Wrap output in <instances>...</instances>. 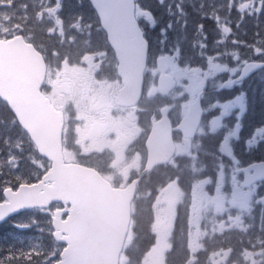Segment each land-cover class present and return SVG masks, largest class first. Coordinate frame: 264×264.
<instances>
[{"label":"snow or ice","instance_id":"6c2138e0","mask_svg":"<svg viewBox=\"0 0 264 264\" xmlns=\"http://www.w3.org/2000/svg\"><path fill=\"white\" fill-rule=\"evenodd\" d=\"M164 2L165 0H158L161 5ZM125 3L129 6L128 20L132 29L130 32L125 31L119 12V7ZM233 3L234 0H229V16ZM250 4H255V7L248 11V16L255 15L256 39L252 44L246 43L245 47H251L253 55L260 57L264 55V37L259 29L260 16L264 14V0H244L237 10L243 13V9ZM132 6L136 8L135 16L131 15ZM176 7L186 15L183 0H179ZM200 7H204L203 3ZM0 8L13 9L11 14H5V18L10 19L15 15L17 26H21L20 20L28 24L33 16L38 24L46 22V33L58 37L57 43L65 49V62L76 66L86 65V68L81 69L84 73V84L78 93L72 96L79 111L75 118L76 137L73 143L83 149L80 154L89 150L84 147L86 142L100 148L109 146L119 153L133 129L143 131L138 128V112L148 111L147 108L139 107L146 76L151 77L147 90L149 101L159 94L165 100L173 102L163 109L166 119L168 109L175 107L177 100L184 101L182 107L189 102L184 100L185 97L195 100L199 109L196 123L200 124L206 118V122L211 125L210 134L205 133L203 127L200 128L201 137H213L214 147L206 148L205 141L201 139L193 150L190 133L184 136L187 146L177 143L170 148L162 138L153 143L151 135L145 141L149 153V172L157 164H170L174 170V173L166 176L164 185L158 188V195L164 189L169 190L171 201L177 205L173 230L176 221L180 219L179 205L186 196L188 197L182 231L186 229L190 238H196L195 246L189 245L191 254L205 247L199 241L209 236L208 225H211L213 236L217 233L223 235L233 229L247 232L258 227L260 231H264V167H257L260 163L258 161L246 162L243 159L244 156L252 155L253 151L261 153L264 159V61L249 62L244 58V67L241 69L236 63L241 59L237 53L232 66L229 67L228 63L221 62L222 57L228 55L227 51H209V37L204 31L203 21H218V13L200 14L201 20L193 33L195 38L191 41L195 56L190 55L184 59L180 38L176 39L173 45L167 46L168 33L173 28V22L169 20L166 25L159 27L158 38L151 39L148 31L156 30L157 21L150 9L144 8L138 2L134 3V0H0ZM89 12L95 18L88 15ZM168 12L172 14L171 5ZM141 16L150 22L147 30L138 24L137 18ZM242 22L243 15L236 22V27ZM187 26L188 21L185 19L182 27ZM21 28L23 30V26ZM226 31L230 29L226 28ZM32 35L34 29L30 28L29 38ZM182 39L187 40V35ZM130 42H134L141 53L135 67L129 66ZM238 42L235 37L232 39V43ZM154 43L158 47L153 50ZM214 43L225 41L217 39ZM54 53L59 56L58 50H54ZM197 58L200 62L194 63ZM101 66L114 68L115 76L111 79H96L95 72ZM257 71L262 73L256 77L260 87L258 90L252 89L250 94L249 81ZM257 110L259 119L250 122L249 118L255 116ZM151 119L156 122L155 112L152 113ZM249 123L251 131L248 135H238L244 132ZM176 127L182 128V124L178 123ZM217 129H220L222 134L217 135ZM230 137H234L235 141L230 142ZM17 146L19 147V144ZM2 151L3 149H0V152ZM182 156L188 157L186 163L177 159ZM64 157L75 160L76 154L74 150H67ZM19 160L20 158L11 156L9 162L15 161L13 167L19 168ZM52 163L54 166H62L64 160L54 158ZM3 165L4 161L0 160V176L4 175ZM136 167L139 168V164ZM185 172L190 175L186 177ZM16 180L15 187L8 179H5L0 187V224L40 203L33 199L31 194L18 191L23 187L26 178L17 174ZM255 212L259 213L258 225L246 220L245 214L255 220ZM81 219V209L73 198L72 212L68 219L57 216L52 221L51 234L55 236L53 255L64 253L60 264H77L76 228ZM34 223L39 222L33 217L31 222L13 221L12 225L23 231L31 228ZM38 231L43 232L44 229L40 228ZM25 239L23 236L12 234L11 242L0 243V264H37V258L44 255L43 240L41 238L33 241L29 237V243L25 244ZM241 242L243 243V239ZM249 242L252 249L259 246V250L249 251L245 248L246 260L250 259L251 264H264V240L257 239L252 243L249 238ZM172 246L169 244L168 249L171 250ZM232 251V247L227 250L219 249L211 254L209 264H228L229 253ZM191 254L184 264H194Z\"/></svg>","mask_w":264,"mask_h":264},{"label":"water","instance_id":"95a60500","mask_svg":"<svg viewBox=\"0 0 264 264\" xmlns=\"http://www.w3.org/2000/svg\"><path fill=\"white\" fill-rule=\"evenodd\" d=\"M119 12L125 31L130 32L129 6L126 3L121 5ZM131 15L135 16V6L131 7ZM140 55L135 43L130 42V67L136 66ZM45 74L42 56L32 46L25 44L21 37L9 42L0 41V98L9 105L19 124L29 133L39 153L52 162L54 158L63 159V116L41 93ZM136 83H139L138 74ZM198 112L195 102L185 120L195 129L199 125L196 123ZM168 126L169 119L165 115L154 124L151 132L153 143L162 138L171 148ZM256 166L264 167V162ZM134 189L129 188V193L112 190L90 170L65 163L54 166L52 163V168L40 182L23 185L19 191L29 193L33 199L40 201L34 207H48L52 202L72 205L75 198L82 212L81 222L76 228L77 264H118L129 230ZM64 212L65 209L56 210L53 220L57 216L62 218Z\"/></svg>","mask_w":264,"mask_h":264},{"label":"rangeland","instance_id":"374dc122","mask_svg":"<svg viewBox=\"0 0 264 264\" xmlns=\"http://www.w3.org/2000/svg\"><path fill=\"white\" fill-rule=\"evenodd\" d=\"M186 1L188 0H183V2H186ZM237 3H240V1H238ZM219 9L220 7L217 4L216 12L214 11L213 14L215 15L216 13H218L219 20L216 21L217 27L214 28V31H219L226 38L228 31H226L225 24L222 23V17H221L222 15H221V12H219ZM220 10H222V8ZM12 12H13V9L0 8V36H6L9 34L11 35L14 33H18L19 30H22L21 26H23L22 31H25L27 35L29 36V30L30 28H33L34 35H32V39H36V41L40 43V45L48 51L49 55L51 56L52 61L54 62L55 68L59 69V72L57 73V78L58 77L60 78L61 83L59 84H61V86L59 87L58 84H55L54 91L55 93H57L58 88L59 89L63 88L64 90V85H65L64 78H65L66 72L70 70L68 66H72V65H66L65 60L63 61V55L65 53V49L63 47H61L59 44L55 46H51L53 42L55 43L57 41L58 37L49 36L44 30L46 22L45 24H38L34 16L32 17V19L29 20L28 24H25L23 20H20L19 23L21 26H17L16 24L17 17L15 15H12L10 19L5 18L6 13L11 14ZM87 14L90 16H93L91 12ZM242 14H243V20H244L246 15L248 14V8L243 9ZM172 15L175 18L172 20V22L176 25L180 24L186 19L179 10L173 11ZM248 17L251 19L246 21L245 26H249V22H253L254 20H256L255 15L248 16ZM93 18L95 17L93 16ZM179 19L180 21L182 19V21L179 22ZM180 29H183V28H180ZM261 29L264 31V21H262ZM175 41H176L175 38L170 37L168 39L167 46L173 45ZM181 44H186V43L181 42ZM182 48L186 49V46ZM188 49H190L191 51H194L191 48V46H188ZM54 50H58L59 56L55 55ZM236 63L240 67H242L244 61L243 62L236 61ZM231 66L232 65H229V67ZM76 68L80 70L81 66L76 67ZM184 100L189 101V97H185ZM153 102L158 103V100L155 99L153 100ZM181 103H184V101L181 100ZM206 124H207V127L205 128V133H210L211 125L208 124L207 122ZM6 130H8L10 134L9 140H6L5 137L0 136V149H3V151L0 152V160L4 161V165H3L4 175L0 176V187L3 186V182L5 179L10 180L12 182V185L15 187L17 184V180H16L17 174H20L24 178H26V181L30 180L33 173H36V174L40 173L42 164H40L37 160H35L32 154L27 153V150H29V145L27 144V141L24 135H22L20 132L16 131L15 129L6 128ZM218 130L219 129H217V131ZM199 140H201V138H199ZM233 141H235V138L230 137V142H233ZM18 144H19V147L17 146ZM195 145L196 144L191 143L193 150L195 148ZM21 148H22V151H21ZM11 156L20 158L19 168L13 167V164L15 163V161L9 162ZM26 157H29L31 162L33 161L34 162L28 163ZM187 160H188V157L185 156V163L187 162ZM159 203H160V206H162V215L158 217L157 222H156L158 229H159V236H158L155 248L153 249L151 254L147 257V260H143L144 263L147 261V264H160V262H162V259H159L160 257L162 258V254H160V250H169L168 245L170 244L171 231H168V230L172 229V227L170 226V220H172L174 217V208L176 204L171 201V198L168 193H164L159 196ZM255 214H258V219H259V213L258 212L253 213V215ZM245 215H246V220L248 222L255 223L256 219L252 220L251 217H247V214ZM208 230H209V236L199 241L205 247L197 251V254H201L204 252V253H207L211 257L212 253L218 251L221 248L224 249L225 246L230 245L231 247H233L234 252L231 258L229 259V262H228L229 264H251L250 259L246 260L245 258L246 254L243 249L244 246L248 248H250V246L247 243L241 242L242 235L245 234L246 232L241 231L239 229H233L231 231H226L223 235H220L219 233H217L213 236L211 232V225H208ZM257 232L264 233V231H260L258 227H257ZM184 236L188 240L185 246L188 247V250L190 251L189 245L191 244L194 247L196 243V238L194 236L190 238L187 235V231L184 233ZM258 250L259 249H255V250L250 249L249 251H258ZM153 252L157 254H154Z\"/></svg>","mask_w":264,"mask_h":264},{"label":"flooded vegetation","instance_id":"af4514ba","mask_svg":"<svg viewBox=\"0 0 264 264\" xmlns=\"http://www.w3.org/2000/svg\"><path fill=\"white\" fill-rule=\"evenodd\" d=\"M83 76V72L72 76L70 82H73V88L79 89L77 87L84 84V80L82 79ZM73 108L75 109L74 104ZM115 114L116 113H114V115ZM138 115V128H142L143 131L138 132L137 129H133L132 132L129 133L126 143L121 146L119 153L114 152L109 146L100 148L91 146L90 142H86L84 147L89 150L84 154H80L83 149H80L79 145L72 144L68 150H74L76 158L75 160H68L98 170L105 178L112 180L116 186L124 187L134 180L137 181V179H139V182H137L139 193L145 191L150 184V178L153 177L152 171L154 169L151 172H145V163L148 158L145 146V135L147 133L148 124L144 121V111L138 112ZM179 116L182 117L181 114H179ZM75 118L76 117L71 120L74 136H76L74 128ZM150 120H152L151 117ZM114 135L115 134H113V136ZM137 164H139V168L136 167Z\"/></svg>","mask_w":264,"mask_h":264},{"label":"trees","instance_id":"16d2710c","mask_svg":"<svg viewBox=\"0 0 264 264\" xmlns=\"http://www.w3.org/2000/svg\"><path fill=\"white\" fill-rule=\"evenodd\" d=\"M143 1H145V4L147 3V0H143ZM243 2H244V0L242 1V3ZM201 3H203V5H204L203 8L200 7ZM239 5L233 7V9L231 11V16H229V14H227L228 12L225 13V15L227 14V16L229 17L228 20L233 22L231 24V27L234 30L233 34L228 37V39L226 40L225 43H217V44L214 43L215 40L223 38L221 36L220 32H218L216 35L212 34V30L214 27L213 26L214 20H204L203 21L204 25L208 31L209 50H211L212 48L218 49V47H220L218 50L221 53H224L225 51H227L228 55L223 56V59L227 58V60H229V59L233 60L234 57L231 55L232 54L236 55L237 53L242 58L248 57L250 54H251L250 57H256L253 55V49L251 47H245L246 43L252 44V42L256 39L254 36V32L256 30V20H254L253 22H249V26H245L246 21L251 19L248 17L247 20H243V22L240 24L239 27H236V22L241 19V17H239L240 11L237 10ZM250 6H255V4H250L249 7ZM210 10H212V8L209 5V0H199V2L196 4V11L199 14H201L202 12L210 13L209 12ZM193 16L195 19V23L197 24L201 20V15L200 16L193 15ZM262 21H264V14H261V16H260V22H259V29L260 30L262 28ZM245 32L247 34H245ZM261 36L264 37V31L261 32ZM234 37L239 41L238 43H235V44L232 43V39ZM223 49H225V50H223ZM187 58H188V56H187ZM259 87H260L259 80L254 79V81H252L250 84V89H249L250 94H251L252 89L258 90ZM257 94H258V92H257ZM0 104L5 109L4 112L0 111V133L4 134V131L6 130L7 127L10 129H15V130L19 129V127H17V124H15L14 119H13L14 116L11 113V111L8 109V107L2 102H0ZM258 119H259V111L257 110V113L255 114V116L250 117L249 120H250V122H255V120H258ZM142 220L144 221V223H146L144 218H142ZM22 233L24 234V237L26 238V240H28L27 238L31 237L33 241L39 240L37 238V235L41 234L39 232L34 233L32 231H26V232L22 231ZM12 234H15L17 236H22L21 230H16V228H14L13 226H11L9 228L8 224H5L4 226L0 227V242L1 243H9L10 239L12 240ZM143 235H144V231H143ZM43 242L53 243V241L51 239V235H50V240H48V241L43 240Z\"/></svg>","mask_w":264,"mask_h":264}]
</instances>
